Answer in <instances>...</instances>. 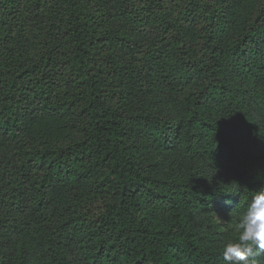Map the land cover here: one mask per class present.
I'll return each instance as SVG.
<instances>
[{
	"label": "trees",
	"instance_id": "obj_1",
	"mask_svg": "<svg viewBox=\"0 0 264 264\" xmlns=\"http://www.w3.org/2000/svg\"><path fill=\"white\" fill-rule=\"evenodd\" d=\"M262 187L264 0H0V264H226Z\"/></svg>",
	"mask_w": 264,
	"mask_h": 264
},
{
	"label": "clouds",
	"instance_id": "obj_2",
	"mask_svg": "<svg viewBox=\"0 0 264 264\" xmlns=\"http://www.w3.org/2000/svg\"><path fill=\"white\" fill-rule=\"evenodd\" d=\"M238 238L223 249L226 264H250L254 248L264 252V187L251 197L236 224Z\"/></svg>",
	"mask_w": 264,
	"mask_h": 264
},
{
	"label": "rangeland",
	"instance_id": "obj_3",
	"mask_svg": "<svg viewBox=\"0 0 264 264\" xmlns=\"http://www.w3.org/2000/svg\"><path fill=\"white\" fill-rule=\"evenodd\" d=\"M213 222L216 224H220L225 232H229L230 236L237 240L238 232L236 229V224L238 222L237 219L233 218L231 214L228 213H219L213 212Z\"/></svg>",
	"mask_w": 264,
	"mask_h": 264
}]
</instances>
